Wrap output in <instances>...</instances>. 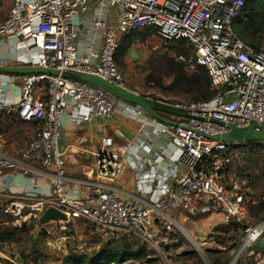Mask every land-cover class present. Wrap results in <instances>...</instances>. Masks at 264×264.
Here are the masks:
<instances>
[{
    "label": "built area",
    "instance_id": "built-area-1",
    "mask_svg": "<svg viewBox=\"0 0 264 264\" xmlns=\"http://www.w3.org/2000/svg\"><path fill=\"white\" fill-rule=\"evenodd\" d=\"M244 2L0 0V9L7 6L0 18V41H15L19 66L92 76L126 88L115 53L123 38L150 30L149 40L182 43L185 51L177 56V63L191 76L203 70L213 93L204 101L166 103L187 115L174 120L162 116L176 124L172 126L89 83L61 75L3 76L0 72L8 84L17 83L20 91L15 102L0 99V117L15 116L37 127L16 157L0 152V177L7 172L28 175L37 165L51 187L48 197L20 196L0 202L2 213L25 222L38 220L53 207L64 213L67 221L83 219L104 233H121L153 249L157 245L156 224L166 231L177 226L172 214L191 218L221 214L223 225L241 224L247 216L245 192L236 184L230 186L227 176L230 150L244 144L210 137L226 134L230 126H264V50L246 46L232 29ZM0 67L9 65L0 61ZM115 113L134 120L140 127L138 134L124 151L112 138H104L95 166L97 181L88 184L92 191L84 200L71 198L59 149L62 118L78 127L110 120ZM146 127L151 132H146ZM156 139L165 140L167 154L154 151ZM125 168L132 173L143 205L115 194L113 185ZM263 237L264 221L246 227L236 254L248 253ZM259 255L264 264V253ZM164 257L162 264H170Z\"/></svg>",
    "mask_w": 264,
    "mask_h": 264
},
{
    "label": "rangeland",
    "instance_id": "rangeland-1",
    "mask_svg": "<svg viewBox=\"0 0 264 264\" xmlns=\"http://www.w3.org/2000/svg\"><path fill=\"white\" fill-rule=\"evenodd\" d=\"M141 32L144 30L130 34L121 43V53L125 52L116 66L126 88L167 104L195 101L193 95L178 91L172 86V76L179 66L176 58L185 50L176 44L149 40L147 36L140 38V35H147ZM197 74L202 75L203 72L198 71ZM228 155L230 165L227 183L230 186L236 184L245 192L247 216L236 231L229 224H222L221 214L199 218L172 214L171 218L176 221L177 226L166 231L159 223L156 224L157 245L153 249L121 233L106 232L107 235H103L83 219H68L63 223L51 222L40 226L35 218L22 222L7 215L2 225L17 227L20 233L0 248V264H31L30 259L22 263L20 253L31 254L32 249L36 251L33 256L38 258V264H62L63 258L69 253L90 255L122 245L124 241L142 244L148 252L146 258L126 264H162L164 256L170 264H231L244 229L264 221V215L254 218L249 212V206L257 205L259 200H263L264 149L258 152L256 149L248 151L237 147L231 149ZM261 258L254 252L244 253L234 264H262Z\"/></svg>",
    "mask_w": 264,
    "mask_h": 264
},
{
    "label": "crops",
    "instance_id": "crops-1",
    "mask_svg": "<svg viewBox=\"0 0 264 264\" xmlns=\"http://www.w3.org/2000/svg\"><path fill=\"white\" fill-rule=\"evenodd\" d=\"M6 11L7 6L0 9V18L6 14ZM14 46V40L0 41V61L7 62L9 67L22 68L15 61L17 52ZM1 75L8 76L9 73ZM3 76L0 77V99L5 102L17 101L20 97L19 85L17 83L8 84ZM127 89L130 90L129 87ZM162 115L172 120L177 117L168 114ZM36 128L35 124L22 123L15 116L0 117V152L9 157H16L18 152L30 141ZM139 128L134 120L118 113H115L110 120L94 121L78 127L70 125L67 117H63L59 149L62 152L63 168L67 180V195L71 198L84 200L85 196L92 191V187L88 184L97 181L95 166L104 138H112L115 146L124 151L127 142L138 134ZM145 131L151 132V129L146 127ZM156 144L158 146H156L155 152L164 154L169 152L165 140L156 139ZM113 186L116 189L115 194L119 198L143 205L140 202L142 198L138 197L135 191L133 176L128 168H125L121 179ZM50 193L51 187L47 176L37 165L28 175L7 172L0 177V202H9L20 196L43 198L48 197ZM101 233L107 235L102 231Z\"/></svg>",
    "mask_w": 264,
    "mask_h": 264
},
{
    "label": "trees",
    "instance_id": "trees-1",
    "mask_svg": "<svg viewBox=\"0 0 264 264\" xmlns=\"http://www.w3.org/2000/svg\"><path fill=\"white\" fill-rule=\"evenodd\" d=\"M232 29L246 46H249L256 51L264 50V0H245L241 15L233 23ZM141 33H146L147 35H140V38H145L146 36L150 38L152 35L150 30H144V32ZM125 38L120 41L118 50L115 53V64L123 55V52H125L122 51L121 53V43ZM176 45L179 47L183 46L182 43H177ZM127 46L128 44L126 47ZM178 65L179 66H177V69L172 76V86L178 91L193 95L195 100L193 102L210 99L213 93L203 70H198L203 72L202 75L197 74V71L195 78H192L189 74L184 72L180 64ZM141 95L151 98L150 96L144 94ZM153 100L166 104L161 100ZM239 147L245 148L248 151L256 149L258 152L264 149V145L261 143H248ZM248 188H250L249 185ZM252 188H254V186H252ZM261 197L263 200H259L257 205L249 206V212L254 218L264 215V194ZM4 219H7V215L3 214L0 210V248H3L5 245L11 242L18 233H20V229L17 227L10 228L3 226L2 224L5 223ZM238 225L239 224L235 223L229 224V226L234 227L235 231L238 230ZM260 242L261 240L259 243H256L253 248L248 251V253L254 252L256 255H259L258 246ZM35 253L36 251L34 249H32L31 254L20 253V261L24 263L27 259H30L31 264H38V258L33 256ZM147 256L148 252L145 250V247L142 244H130L124 241L122 245L112 246L109 249H103L100 252L90 255L69 253L65 258H63L62 264H126L128 262L144 259Z\"/></svg>",
    "mask_w": 264,
    "mask_h": 264
},
{
    "label": "water",
    "instance_id": "water-1",
    "mask_svg": "<svg viewBox=\"0 0 264 264\" xmlns=\"http://www.w3.org/2000/svg\"><path fill=\"white\" fill-rule=\"evenodd\" d=\"M0 72L9 73V74H43L50 76H58L61 75L64 78L74 79L81 82L89 83L96 87H99L106 91L108 94L118 99L121 102L136 106L142 109L146 114H148L151 118L156 121L166 124L176 126V124L169 122L164 119L161 115H175V116H183L187 117L186 114L173 109L172 107L155 101L151 98L144 97L136 92H133L126 88H121L115 85H112L106 81H103L99 78L85 75H76L70 73H59L56 70H48V69H40V68H31V67H0ZM192 78H195V75H192ZM211 140H221L223 142L233 143V144H248V143H261L264 144V126H258L254 123H251L246 128H235L228 127V132L221 136H212ZM55 221H67V217L61 211L49 207L47 208L42 215L38 218L37 223L40 226L49 224L50 222ZM258 251L260 253H264V237L261 239V242L258 246Z\"/></svg>",
    "mask_w": 264,
    "mask_h": 264
},
{
    "label": "bare ground",
    "instance_id": "bare-ground-1",
    "mask_svg": "<svg viewBox=\"0 0 264 264\" xmlns=\"http://www.w3.org/2000/svg\"><path fill=\"white\" fill-rule=\"evenodd\" d=\"M239 256H240V254L237 253V254L234 256L233 261H232L231 264H234V263L236 262V260L238 259Z\"/></svg>",
    "mask_w": 264,
    "mask_h": 264
}]
</instances>
